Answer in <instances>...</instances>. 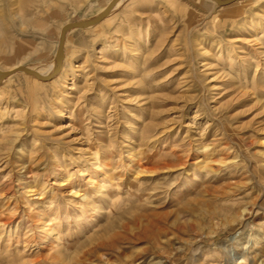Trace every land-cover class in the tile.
I'll return each instance as SVG.
<instances>
[{"label":"rangeland","instance_id":"1","mask_svg":"<svg viewBox=\"0 0 264 264\" xmlns=\"http://www.w3.org/2000/svg\"><path fill=\"white\" fill-rule=\"evenodd\" d=\"M112 1L0 0V264H264V0Z\"/></svg>","mask_w":264,"mask_h":264},{"label":"bare ground","instance_id":"2","mask_svg":"<svg viewBox=\"0 0 264 264\" xmlns=\"http://www.w3.org/2000/svg\"><path fill=\"white\" fill-rule=\"evenodd\" d=\"M214 1H216V0H214ZM216 2H218V1H216ZM118 4H119V1L117 2V4L115 5V7H117L118 6ZM114 7V8H115ZM113 8V9H114ZM112 11V10H111ZM102 13V12H101ZM1 76V75H0ZM41 76V75H40ZM41 77H43V76H41ZM148 163H151L150 161H147ZM144 165V164H143ZM22 166V165H21ZM24 166V165H23ZM161 166H164L163 168H167L168 166H171V164H168V163H166L165 161H163V162H161V163H156L155 164V167H156V169H162L161 168ZM205 167V166H204ZM22 168V170H23V172H26V171H28L29 170V167H28V165L27 166H24V167H21ZM30 171V170H29ZM155 172H156V170H155ZM30 173V172H29ZM141 172H137L136 174L137 175H135V177H132V179H131V183L133 182V181H135V182H138L137 181V177H138V174H140ZM154 174V173H153ZM24 177H30V176H28V175H26V173H25V176ZM140 179V178H139ZM88 182H90V181H88ZM91 183V182H90ZM92 184V183H91ZM94 185V184H93ZM92 185V186H93ZM95 187V189L97 190V186H94ZM156 188V187H155ZM154 187H152V188H150V189H148L146 192H147V194H145V193H141L142 194V196H140V198L144 201V204H149V206H153L154 205V202H155V199H156V197H157V189H155ZM37 190V189H36ZM74 189H69V192H68V194L70 195V196H72V195H78V191H73ZM157 190V191H156ZM91 191V190H90ZM27 192H29L33 197H35L37 200L34 202V204H39V202H42V198L40 199V194L37 192V191H35V190H33V188L31 189H28V191ZM101 192V191H100ZM93 193V192H92ZM30 195V196H31ZM79 196V198H81L83 201L86 199V195L85 194H82V195H78ZM80 199V200H81ZM88 204V203H87ZM39 206V205H38ZM83 206V205H82ZM139 206H140V204H139ZM139 206H133V207H129L127 210H126V212H128V213H131V212H133V209H139ZM86 208H88V207H86ZM81 210V209H80ZM30 212V211H29ZM125 212V213H126ZM137 215L136 216H134L133 215V217L132 216H130L129 218H128V220L126 221V222H123V223H121L119 226L123 229V230H126V229H128L129 228V226L133 223V222H135L136 220H137ZM39 224V223H38ZM35 225H37V224H35ZM113 226H115L114 225V223L112 224V223H110L109 225H108V227L107 228H111V227H113ZM114 228V227H113ZM45 230V229H44ZM110 229H108L107 231H109ZM98 235V233H96V234H94L93 236H97ZM90 241V243H89V245H84L82 248L84 249V250H82V251H80V255H75L74 257H72V256H68V257H66V258H62L64 261H68L67 262V264H90V263H92V259L93 258H96V259H99V260H101L102 259V257H104V254H100V256L98 257V253H99V251L101 250V249H103L104 248V246H106L105 245V241H98V242H96V243H93V240H97L96 239V237L94 238V237H91L90 239H89ZM88 246V247H87ZM93 257V258H92ZM50 258V257H49Z\"/></svg>","mask_w":264,"mask_h":264},{"label":"water","instance_id":"3","mask_svg":"<svg viewBox=\"0 0 264 264\" xmlns=\"http://www.w3.org/2000/svg\"><path fill=\"white\" fill-rule=\"evenodd\" d=\"M230 1L232 0H227L225 1L224 3H229ZM219 4H223V2H220L218 1ZM117 4V0H113L109 5H107L104 10L102 11V13L96 18L94 19L93 21H90V22H85L84 24L85 25H95L96 23L100 22L102 19L105 18V16L115 7V5ZM77 25H79L78 23H72L70 24L69 26H67L66 28H63L62 31H61V36H60V40H59V46H58V52H57V55L60 56L62 51H63V44H64V39H65V33L67 31V29H73L75 28ZM29 75H32V76H36V77H39V78H44V77H41L39 76L37 73H34L30 70H27V69H24ZM5 75H9V73H4Z\"/></svg>","mask_w":264,"mask_h":264}]
</instances>
